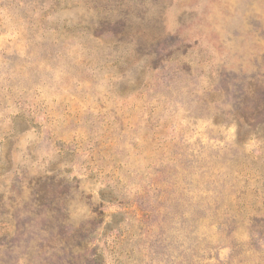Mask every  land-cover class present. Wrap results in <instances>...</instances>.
<instances>
[{"label": "rangeland", "instance_id": "obj_1", "mask_svg": "<svg viewBox=\"0 0 264 264\" xmlns=\"http://www.w3.org/2000/svg\"><path fill=\"white\" fill-rule=\"evenodd\" d=\"M0 264H264V0H0Z\"/></svg>", "mask_w": 264, "mask_h": 264}]
</instances>
